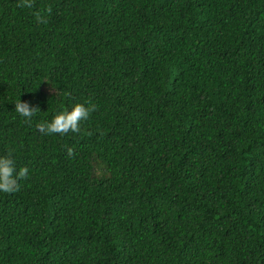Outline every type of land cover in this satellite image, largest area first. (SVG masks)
<instances>
[{
    "label": "trees",
    "instance_id": "trees-1",
    "mask_svg": "<svg viewBox=\"0 0 264 264\" xmlns=\"http://www.w3.org/2000/svg\"><path fill=\"white\" fill-rule=\"evenodd\" d=\"M0 156V264H264V0H0Z\"/></svg>",
    "mask_w": 264,
    "mask_h": 264
},
{
    "label": "clouds",
    "instance_id": "clouds-1",
    "mask_svg": "<svg viewBox=\"0 0 264 264\" xmlns=\"http://www.w3.org/2000/svg\"><path fill=\"white\" fill-rule=\"evenodd\" d=\"M16 111L25 119H30L35 112L36 107H29L27 102L17 101ZM94 105L76 102L70 109L61 108L57 110L50 120L41 121L38 127L47 129L49 132H64L71 129L76 131L82 120L89 116ZM27 169L20 167L17 171L14 161L8 156H0V190L13 191L17 185L18 178L25 175Z\"/></svg>",
    "mask_w": 264,
    "mask_h": 264
}]
</instances>
